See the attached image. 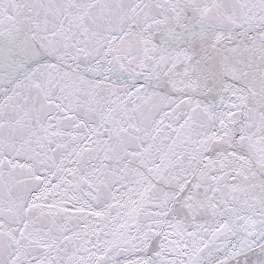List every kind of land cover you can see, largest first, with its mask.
Segmentation results:
<instances>
[{
    "label": "snow or ice",
    "instance_id": "1",
    "mask_svg": "<svg viewBox=\"0 0 264 264\" xmlns=\"http://www.w3.org/2000/svg\"><path fill=\"white\" fill-rule=\"evenodd\" d=\"M0 264H264V0H0Z\"/></svg>",
    "mask_w": 264,
    "mask_h": 264
}]
</instances>
